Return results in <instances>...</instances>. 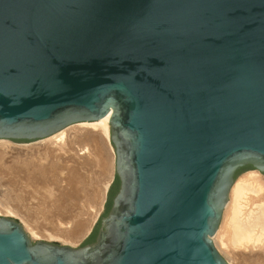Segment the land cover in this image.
<instances>
[{
    "label": "water",
    "instance_id": "obj_1",
    "mask_svg": "<svg viewBox=\"0 0 264 264\" xmlns=\"http://www.w3.org/2000/svg\"><path fill=\"white\" fill-rule=\"evenodd\" d=\"M107 114L89 235L33 240L0 216V264H228L212 236L236 174L264 175V0H0V139Z\"/></svg>",
    "mask_w": 264,
    "mask_h": 264
},
{
    "label": "bare ground",
    "instance_id": "obj_2",
    "mask_svg": "<svg viewBox=\"0 0 264 264\" xmlns=\"http://www.w3.org/2000/svg\"><path fill=\"white\" fill-rule=\"evenodd\" d=\"M108 117L76 123L26 144L0 139V215L19 219L32 238L74 245L86 236L112 180ZM260 194H264V176L257 170L240 175L230 189L221 226L212 236L229 264H264ZM71 200L83 202L75 221ZM50 221L57 226H49ZM60 225L65 229H58ZM226 232L233 248L241 247L238 253L224 242Z\"/></svg>",
    "mask_w": 264,
    "mask_h": 264
},
{
    "label": "rangeland",
    "instance_id": "obj_3",
    "mask_svg": "<svg viewBox=\"0 0 264 264\" xmlns=\"http://www.w3.org/2000/svg\"><path fill=\"white\" fill-rule=\"evenodd\" d=\"M14 143H17V142H14ZM30 143V142H29ZM25 144H26V142H25ZM110 144V143H109ZM111 145V144H110ZM113 150V149H112ZM109 153H111V152H109ZM112 157V167H113V161H114V154H113V151H112V155H111ZM249 171H253L252 169H248V170H245V171H242L241 173H239L237 176H236V179L240 176V175H243V174H246V172H249ZM92 172H93V170H92ZM261 174V173H260ZM91 175H92V173H91ZM90 175V176H91ZM261 175H263V174H261ZM264 176V175H263ZM0 195H1V192H0ZM259 198H263L264 197V194H260L259 196H258ZM258 197H255V199H257ZM32 200H33V198H31ZM57 203V202H56ZM70 204H72V208H70L71 209V214H72V220H77V219H79V217H78V215H79V213L81 212V208H79V205H81V204H83V202L82 201H79V202H74V201H70ZM75 205V206H74ZM103 206H104V202H103ZM103 206H102V209H101V211L99 212V214L97 215V217L95 218V220H94V223H93V225L91 226V228H90V230H92V228L94 227V225H95V223L97 222V220H98V218L100 217V215H101V213L103 212ZM224 211V210H223ZM224 213V212H223ZM223 213H222V215H223ZM0 216H4V215H0ZM8 217V216H7ZM223 217V216H222ZM11 218H14V219H16L18 222H20L21 224H22V226L24 227V225H23V223L19 220V219H17L16 217H11ZM74 220V221H75ZM56 221H50V225L49 226H53L54 228H55V226H57V222L55 223ZM221 222H222V218H221V221H220V224H219V226H221ZM219 226H218V228H219ZM60 227V228H59ZM58 227V229H65V227L62 225H60ZM25 229V228H24ZM89 230V232H91ZM89 232L87 233V235L86 236H84L78 243H76V244H69V243H65V242H61V241H57V240H53V239H47L46 237H44V238H32L30 235V238H32L33 240H44V241H57V242H59L60 244H67V245H71V246H77L78 244H80L88 235H89ZM227 234V232L226 233H224V236H223V238H224V242L226 243V245L227 246H229L230 247V250L231 251H235V252H237L238 250H241V247H237L236 249H234L233 248V246H232V244H231V241H230V237H228V234ZM228 237V238H227ZM214 243V242H213ZM215 246V245H214ZM216 247V246H215ZM228 247V248H229ZM216 249L218 250V248L216 247ZM218 252L221 254V252L218 250ZM238 253V252H237ZM222 256H223V254H221ZM224 258H225V260L228 262L229 260L226 258V256H223ZM229 264V263H228ZM257 264H263V263H257Z\"/></svg>",
    "mask_w": 264,
    "mask_h": 264
},
{
    "label": "trees",
    "instance_id": "obj_4",
    "mask_svg": "<svg viewBox=\"0 0 264 264\" xmlns=\"http://www.w3.org/2000/svg\"><path fill=\"white\" fill-rule=\"evenodd\" d=\"M242 169H252V168H251L250 166L243 167V168H241L240 170H238L237 174H238ZM237 174H236V176H237ZM114 185H115V189L111 192V194H110V196H109V201L107 202V205H106L105 211H104V213H103L102 216H105V215L107 214V212H108V210H109V208H110V206H111V198H112V196H114L115 193L117 192L118 185H119V181H118V178H117V177L115 178V184H114ZM102 216H101V217H102ZM99 224H100V220H99V222H98L97 230H98V228H99ZM96 233H97V231L95 230V232H93V233L89 236V238H88L87 240H85V242L82 243V245H83V244H87V243H91V242H93V241L95 240Z\"/></svg>",
    "mask_w": 264,
    "mask_h": 264
},
{
    "label": "flooded vegetation",
    "instance_id": "obj_5",
    "mask_svg": "<svg viewBox=\"0 0 264 264\" xmlns=\"http://www.w3.org/2000/svg\"><path fill=\"white\" fill-rule=\"evenodd\" d=\"M115 180H114V182L112 183V185H111V187L109 188V191H108V197H107V201H106V205H107V202L109 201V196H110V194H111V192L115 189ZM112 198H113V196H112ZM112 198H111V202H112ZM93 233V232H92Z\"/></svg>",
    "mask_w": 264,
    "mask_h": 264
},
{
    "label": "crops",
    "instance_id": "obj_6",
    "mask_svg": "<svg viewBox=\"0 0 264 264\" xmlns=\"http://www.w3.org/2000/svg\"><path fill=\"white\" fill-rule=\"evenodd\" d=\"M113 171H114V161H113V167H112V178H113V176H114V172H113ZM112 178H111V179H112ZM110 182H111V181H110Z\"/></svg>",
    "mask_w": 264,
    "mask_h": 264
}]
</instances>
